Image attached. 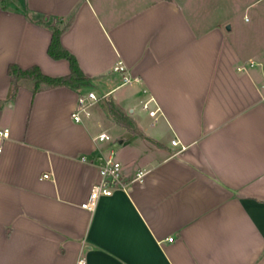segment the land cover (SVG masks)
<instances>
[{
  "label": "crops",
  "instance_id": "obj_1",
  "mask_svg": "<svg viewBox=\"0 0 264 264\" xmlns=\"http://www.w3.org/2000/svg\"><path fill=\"white\" fill-rule=\"evenodd\" d=\"M2 1L0 264H264V12L230 16L259 0ZM45 13L73 14L61 40L88 78L11 95V61L70 71ZM112 149L143 179L83 207Z\"/></svg>",
  "mask_w": 264,
  "mask_h": 264
},
{
  "label": "built area",
  "instance_id": "obj_2",
  "mask_svg": "<svg viewBox=\"0 0 264 264\" xmlns=\"http://www.w3.org/2000/svg\"><path fill=\"white\" fill-rule=\"evenodd\" d=\"M254 60L251 59V63ZM115 70L121 72L123 81L128 82L136 79H140L139 75L134 74L128 67V65L119 59L113 66ZM97 97V92L94 89H88L81 91L78 96V103L76 108L72 111V115L75 119H81V110L86 109L89 104ZM142 106L145 110H148L152 114H157L161 111V106L159 105L154 94H150L148 97L142 100ZM10 134V128L0 127V138L6 137ZM97 138L111 139L112 134L108 130H101L97 135ZM172 142L174 144L180 143L181 149L186 147L185 143H181L178 137H173ZM0 143V149H1ZM82 159H87L86 154H82ZM145 169L138 167L132 174L127 175L123 170L122 160L115 155L112 149L107 154L103 155L99 163V178L93 182L87 197L81 201V205L88 209H94L98 203L100 196L113 193L116 189H127L129 185L135 179L142 180ZM44 175L48 176L49 172H44ZM168 239H173L174 235L171 234L167 237ZM78 264H87L86 258L84 256L79 257Z\"/></svg>",
  "mask_w": 264,
  "mask_h": 264
},
{
  "label": "trees",
  "instance_id": "obj_3",
  "mask_svg": "<svg viewBox=\"0 0 264 264\" xmlns=\"http://www.w3.org/2000/svg\"><path fill=\"white\" fill-rule=\"evenodd\" d=\"M0 4L5 6L4 1L0 0ZM64 16L59 15H49L45 13L41 16L40 20L48 27L52 29V37L48 46V52L53 57H68L70 60V71L65 74L52 75L44 71L39 63H32L28 66H23L17 61H11L8 65V71L11 76V95H14L19 86L23 83V79L31 80L30 84L32 90L35 92L37 90L43 89L45 87L53 86L55 84L64 83H75L79 81H85L88 78L86 73L81 68L78 58L75 53L71 52L61 40V35L64 29L69 26L73 19V14L70 15L64 22ZM63 22V23H62ZM0 99V105H1ZM110 109L116 113L118 117L121 113L117 110L114 103H110Z\"/></svg>",
  "mask_w": 264,
  "mask_h": 264
},
{
  "label": "rangeland",
  "instance_id": "obj_4",
  "mask_svg": "<svg viewBox=\"0 0 264 264\" xmlns=\"http://www.w3.org/2000/svg\"><path fill=\"white\" fill-rule=\"evenodd\" d=\"M259 11L264 12V0H259L257 4L250 5L246 9L245 8H233L230 16L233 18L235 23L242 22L243 20H247L249 22V21H252L259 14ZM67 18H65L63 22ZM22 82L28 83L29 85L32 83V81L28 79H23Z\"/></svg>",
  "mask_w": 264,
  "mask_h": 264
},
{
  "label": "water",
  "instance_id": "obj_5",
  "mask_svg": "<svg viewBox=\"0 0 264 264\" xmlns=\"http://www.w3.org/2000/svg\"><path fill=\"white\" fill-rule=\"evenodd\" d=\"M228 26H231L230 24H228Z\"/></svg>",
  "mask_w": 264,
  "mask_h": 264
}]
</instances>
